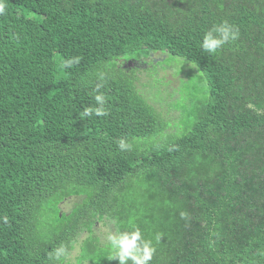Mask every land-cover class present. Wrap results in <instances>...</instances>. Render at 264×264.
Listing matches in <instances>:
<instances>
[{
	"label": "trees",
	"instance_id": "trees-1",
	"mask_svg": "<svg viewBox=\"0 0 264 264\" xmlns=\"http://www.w3.org/2000/svg\"><path fill=\"white\" fill-rule=\"evenodd\" d=\"M6 4L0 264H71L73 243L104 219L122 231L131 221L153 239L150 264H264V0ZM225 20L239 39L203 52L204 32ZM157 54L192 65L206 85L182 135L165 134L169 123L140 93L136 71L118 66ZM75 56L78 65L61 68ZM98 93L109 115L81 117ZM121 138L131 151L119 150ZM72 198L82 202L62 213ZM61 245L67 256L55 261ZM76 264L118 261L89 236Z\"/></svg>",
	"mask_w": 264,
	"mask_h": 264
},
{
	"label": "rangeland",
	"instance_id": "rangeland-1",
	"mask_svg": "<svg viewBox=\"0 0 264 264\" xmlns=\"http://www.w3.org/2000/svg\"><path fill=\"white\" fill-rule=\"evenodd\" d=\"M165 59L164 55L157 54L140 62L122 60L118 62V66L136 71L140 93L169 123V129L165 134L182 135L188 131L191 121L187 117L186 109H190L191 99L197 100L202 96L203 87L206 85L205 82L198 84L201 74L192 65L178 59H168L164 62ZM183 104H188L185 105V112ZM81 202V199H69L60 205V210L62 213H68ZM112 222L104 219L97 222L90 232L81 234L73 243L67 261L71 264L77 263L81 243L89 236L97 238L102 245H107V233L117 229Z\"/></svg>",
	"mask_w": 264,
	"mask_h": 264
},
{
	"label": "clouds",
	"instance_id": "clouds-1",
	"mask_svg": "<svg viewBox=\"0 0 264 264\" xmlns=\"http://www.w3.org/2000/svg\"><path fill=\"white\" fill-rule=\"evenodd\" d=\"M6 0H0V15L6 12ZM239 39V29L228 23L222 21L219 24L213 25L204 32L200 43V48L203 52L213 55L219 50H222L225 45L235 42ZM81 57L75 56L61 61L62 69H70L74 65L80 63ZM98 79L101 83L97 84V89L103 86V81L106 79L104 73H100ZM95 107H85L79 114L81 117L87 119L93 116L105 117L109 115L106 107V97L103 93H98L94 96ZM117 147L122 152L131 151L133 145L121 138L117 141ZM182 218L185 213L180 214ZM4 223L8 222V217L0 218ZM112 223H115L113 221ZM155 241H160L162 235L157 233L154 237ZM107 246L112 254V259L118 261V264H150L156 253L153 239L146 238L141 228L133 222H129L126 230H120L119 227L115 231H109L106 235ZM55 261H60L61 258L67 256V249L61 245L56 248L53 253L49 254Z\"/></svg>",
	"mask_w": 264,
	"mask_h": 264
}]
</instances>
